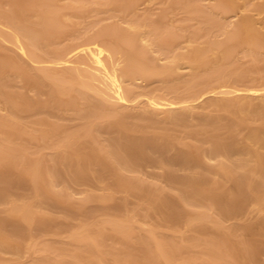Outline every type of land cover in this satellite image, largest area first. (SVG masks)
<instances>
[{"label": "bare ground", "instance_id": "1", "mask_svg": "<svg viewBox=\"0 0 264 264\" xmlns=\"http://www.w3.org/2000/svg\"><path fill=\"white\" fill-rule=\"evenodd\" d=\"M141 1L0 0V264H245L264 252V0H165L158 16ZM92 11L113 21L87 33ZM35 104L59 113L31 126ZM80 111L82 127L61 122ZM146 163L182 183V202L145 179ZM141 211L157 223L140 227ZM250 213L262 226L242 221ZM67 222L70 241L47 237ZM196 244L204 255L185 249Z\"/></svg>", "mask_w": 264, "mask_h": 264}, {"label": "rangeland", "instance_id": "2", "mask_svg": "<svg viewBox=\"0 0 264 264\" xmlns=\"http://www.w3.org/2000/svg\"><path fill=\"white\" fill-rule=\"evenodd\" d=\"M7 0H4V2H6ZM61 2H63V1H65V0H60ZM169 1V0H168ZM204 2H206V3H203V5L204 4H206V5H208L209 3H211V0H204ZM165 0H164V2H162V1H159V0H142L140 3H139V5H138V12L139 13H144V12H146V11H151V12H153V14H154V16L155 15H159L160 14V10L162 9V8H164L163 6H165ZM6 5V4H5ZM166 5L168 6V2L166 3ZM205 7V6H204ZM205 8H207V7H205ZM67 11H69V12H71V10L69 9V10H67ZM182 12H179V13H177L176 15H175V18H179V17H181L182 16ZM231 14V15H230ZM157 15V16H158ZM228 15H230V17H228L229 18V20L230 21H233V20H235L236 18H237V16L238 15H236V13H229ZM171 17V14L169 15V17L168 18H170ZM173 17V16H172ZM198 19V18H197ZM197 19L195 18V19H190V21L189 20H187L185 23H187V25H189V27L191 28V27H195V25L199 22V20L197 21ZM67 21L68 22H70V20L69 19H67ZM86 21L88 22V25H87V27H85V26H83V30H90V31H85V32H87V33H94L95 31V29L96 28H98L99 26H102V25H100V24H103V25H106L105 23H110L111 21H113V18H112V16H110V13L108 12V11H101V12H99L98 14H96L95 12H89L87 15H86ZM86 22V23H87ZM189 23V24H188ZM191 24V25H190ZM193 24V25H192ZM72 32V31H71ZM74 34H79V31H74ZM70 38H65V40L64 41H67V40H69ZM253 63V62H252ZM250 64V63H249ZM138 84H140V85H147V81L146 80H144V79H142V78H139V79H137V81H136ZM248 82V81H247ZM248 83H250V82H248ZM157 84H158V82H157ZM29 94L33 97V98H40V99H46L47 100V95L46 94H42V93H39L36 89H31L30 91H29ZM142 97V96H141ZM145 99V97L143 96L142 97V101ZM201 102V101H200ZM33 108L32 109H30V110H28V111H25L23 114H24V116H25V118L28 120V122L31 124V126H38L39 124H38V122L36 123V122H34V120L35 119H38V117H40L41 115H44V114H47L48 112L49 113H51V111L53 110V112L52 113H54V111H59L58 110V108L56 109V107H54V106H52V107H54V108H50L51 106H48V109H47V107L46 106H43V105H37V104H35V105H33L32 106ZM59 113V112H58ZM58 113L56 112V114L54 113V115H58ZM201 116L202 115H204L203 113H201L200 114ZM199 115V116H200ZM54 117H56V116H54ZM69 117V115L65 118V119H61L62 121V123H65L66 124V126H68V127H70V128H76L77 126H80V127H82L85 123H86V121H87V119L84 117V114L80 111L79 113H73V114H71L70 115V117ZM53 118V117H52ZM58 118V117H57ZM193 120H188V123L189 122H192ZM142 122V121H141ZM144 122V121H143ZM171 127H172V131H173V133H175V134H179V136H180V133H182V129H184L183 128V124L181 125V126H174L173 124H169ZM179 125V124H178ZM186 125V124H185ZM184 125V126H185ZM181 127V128H180ZM187 127H190L191 128V125H188ZM193 127V126H192ZM197 127V126H196ZM112 130V129H111ZM110 130V133H109V131H104V132H102L101 133V135H100V139H104V138H106V137H110V135L112 136V135H117V134H115V133H113V134H111L112 133V131ZM157 131H162V128L161 129H158ZM185 131V130H184ZM183 131V132H184ZM2 132H3V129H0V134H2ZM114 132H115V130H114ZM116 133H117V131H116ZM143 132H141V131H139V132H137V135H141ZM150 133H152V132H150ZM186 132H184V133H182V134H185ZM181 134V135H182ZM200 136H205L204 134H202V135H200ZM113 137V136H112ZM115 137V136H114ZM38 142V141H37ZM177 147H179L180 149H182L181 147H183V148H185L186 149V147L188 148V145H186L185 143H183V142H179L178 143V145H177ZM31 148L32 149H36L37 148V144L36 143H31ZM49 150V149H48ZM178 150V149H177ZM176 150V151H177ZM159 153H154L153 155L155 156V155H158ZM215 159H213V160H211V161H214ZM163 168V167H162ZM163 170H165V169H161V166H158V164H154V163H146V165H144L143 167H142V172H141V174L145 177V179L147 180V181H150L151 183H156L155 185L156 186H162V187H166V189H168L167 191L170 193V194H172V195H174V197L176 198V195H178V194H180V195H178L177 196V200L179 201V203H180V201H181V199H182V191H180V189H181V187H182V183H180V182H171L168 178H166V177H164V176H161L162 177V179H161V177L158 179V177L160 176V175H162L161 174V172L160 171H163ZM182 170H180L178 173L180 174H182ZM164 173V172H163ZM158 175V176H157ZM157 176V177H156ZM1 179V178H0ZM149 185H150V183H149ZM155 185L153 184L152 186L153 187H155ZM99 186H101L100 184H75V185H73V187H72V190L76 193V196L78 197V196H83L82 194H85V192L83 193L82 192V190L84 189V188H96V189H100V187ZM182 190V189H181ZM119 195H122V193H119ZM180 196V197H179ZM172 197V196H171ZM78 198H80V197H78ZM132 198H134V197H132ZM135 199H133L132 201H134ZM117 201H119V198L117 199V200H115L113 203H116ZM135 202H136V200H135ZM182 202V201H181ZM133 203V205H134V202H132ZM97 205V202H90V203H88V206H89V208L90 209H92V211H93V208L95 207ZM183 205H182V203L180 204V207L179 208H181ZM187 206V208H188V205H186ZM189 206H192V205H189ZM193 207V206H192ZM183 208V207H182ZM182 208H181V211H182ZM95 209V208H94ZM184 209V208H183ZM57 210L59 211V214L60 215H62L64 212L61 210V209H55L54 211H55V213L57 212ZM142 210H144V209H142ZM177 210H178V208H177ZM87 213L90 215H88L87 214V218L89 219V217H90V220H98V217H99V215H98V217L96 216L97 214H96V212H95V210H94V215H95V219H94V216H92L93 215V212L91 213V211L90 210H88L87 211ZM145 214V211L144 212H142L141 211V214H139V215H142V217H140L139 215V217H140V219H139V223H138V225H140V227L142 226V227H144L145 226V228H147L146 226H148V227H150V225H153V221L154 220H156V214H152L151 216H154V217H150V215H148L149 217H147V219H146V216L147 215H145L144 217H143V215ZM58 214V213H57ZM253 214V213H252ZM251 213L250 214H248V215H245L244 216V218H243V220L242 221H244V222H250V220H251V222H253L254 223V225H255V223L256 222H260V220L259 219H261L262 220V217H260V216H263V215H259L258 217H257V215L258 214H253L254 215V221H253V215H252ZM107 215V214H106ZM105 214L103 215V216H100V217H104V216H106ZM250 215H252V219H248V216H250ZM76 217V218H75ZM74 217V219L73 220H70V221H72L71 223H73V224H78L79 223V220H81V216L80 217H77V216H75ZM100 217H99V219H100ZM251 217V216H250ZM72 219V218H71ZM161 218H160V216H159V220H160ZM237 219V218H236ZM236 219H232V220H226V223L227 224H229V223H232L233 222V220H234V223L233 224H229V225H236L237 223H239V219H237V221H236ZM157 220H158V215H157ZM157 220H156V222L154 221V223H157ZM247 220V221H246ZM232 221V222H231ZM78 222V223H77ZM152 222V224H150L149 225V223H151ZM68 223V222H67ZM141 223H142V225H141ZM69 224H70V222L68 223V224H63L61 227H60V229L61 228H63V229H59V233L58 234H54V231H55V229H51L50 230V233H49V235L47 236L48 238L50 237V238H60V239H68V241H70V239H71V236H70V233L72 232L71 230H72V228L74 227V226H76V225H73L72 224V226L73 227H71V230L70 231H68V228L66 227V225H68L69 226ZM259 225H261V222L260 223H258ZM257 223H256V225H258ZM71 225V224H70ZM255 225V226H256ZM254 226V229L253 228H249L248 230H246V232H245V229H240V230H238L239 232H237V234H239V235H237V238L241 235V236H245L244 237V239H246V240H248V239H252V237H254L256 234H255V232H257V231H259V229L261 230V226H257V227H255ZM215 226H213V229H210V234H211V232H213L212 233V235L214 234V235H216L217 233H215L214 231H216L217 230V228L215 229L214 228ZM52 228H55V227H52ZM212 228V227H211ZM254 230V231H253ZM251 231H253V233L251 232ZM245 234H244V233ZM248 232V233H247ZM249 232H251V234L253 235H251ZM69 233V234H68ZM209 234V235H210ZM243 234V235H242ZM246 234H248L249 235V237L247 238V236L248 235H246ZM69 235V236H68ZM251 235V236H250ZM40 236V235H39ZM69 237V238H68ZM209 237H211V235L209 236ZM38 238H40V237H38ZM44 238V237H43ZM241 239L243 238V237H240ZM42 239V238H41ZM113 239V238H112ZM112 239H110L113 243H111L110 241H109V239L107 240V243L109 244V242H110V244H112L113 246H115L114 248H113V246L112 245H109L112 249H117V250H119L120 248H121V250H125L126 249V245L124 244V243H121V242H115L114 243V240H112ZM109 241V242H108ZM201 243H203V239H201V240H199ZM199 242V243H200ZM71 242H69L68 244H70ZM198 243V244H199ZM200 243V244H201ZM70 245H72V246H74V244H70ZM188 245H189V243H188ZM193 245H195V244H193ZM185 246V249H190V251L192 250V251H194V253H196L197 255L199 254V252H200V254L199 255H204V253H201L202 251H204V250H206V247H205V245H204V247L203 246H201V245H203V244H201V245H197L196 244V246ZM71 246V247H72ZM263 248H264V244H262L261 245ZM260 246V249H262V247ZM70 247V246H69ZM204 248V249H203ZM120 250V251H121ZM264 250V249H263ZM260 251L261 250H259L258 251V253H257V256H255V257H258V258H256L257 259V262H256V260L254 261V263L252 262L253 260H254V258L255 257H253V260H252V258H251V260H249L248 258H246V259H248V260H246L245 259V261H244V259H243V261L245 262V264H264V252L263 251H261V253H260ZM137 252V251H136ZM205 252V251H204ZM6 257H13L14 256V253L12 252H5V253H3ZM40 254L42 255H44V254H46L44 251H40ZM135 254V253H134ZM137 254V253H136ZM136 254H135V256H136ZM24 257H23V259L26 261V263H31V261H32V259H33V255L31 254V253H29V252H25L24 254ZM42 255V256H43ZM138 256H140V255H138ZM111 257H114V256H111ZM137 257V256H136ZM179 261V260H178ZM196 262V264H202L201 263V261H203L202 260V258L200 257V258H198V259H196L195 260ZM232 261H234V263H235V260L233 259ZM123 262H124V260H123ZM247 262V263H246ZM120 262H118V264H119ZM176 264H178L177 262H175ZM175 263H171V264H175ZM120 264H124V263H120Z\"/></svg>", "mask_w": 264, "mask_h": 264}]
</instances>
